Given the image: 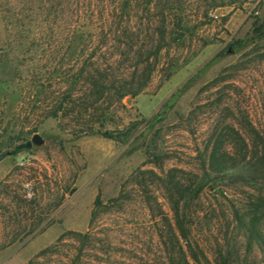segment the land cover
Here are the masks:
<instances>
[{
  "label": "rangeland",
  "instance_id": "rangeland-1",
  "mask_svg": "<svg viewBox=\"0 0 264 264\" xmlns=\"http://www.w3.org/2000/svg\"><path fill=\"white\" fill-rule=\"evenodd\" d=\"M38 6L0 0V264H264V183L195 193L216 138L264 153V0H129L109 42ZM98 64L102 95L81 78Z\"/></svg>",
  "mask_w": 264,
  "mask_h": 264
},
{
  "label": "trees",
  "instance_id": "trees-1",
  "mask_svg": "<svg viewBox=\"0 0 264 264\" xmlns=\"http://www.w3.org/2000/svg\"><path fill=\"white\" fill-rule=\"evenodd\" d=\"M39 2V6L37 8L38 12L42 11L41 14L45 15L47 22H50L51 19L54 22L58 20H62L61 24H64L66 28V34L68 39L81 37L92 40L91 38H97L104 42H109L110 38L119 33L122 35V31L118 32L115 24H123L125 23V18L129 15V0H124L123 5H112L110 0H37ZM120 20V21H119ZM166 21V20H164ZM54 31V30H53ZM254 33L256 37L261 40L264 38V20H258L255 22ZM164 33L162 32V35ZM163 40H165V36L163 35ZM160 48H163L162 46ZM159 48V50H160ZM150 60H148L149 62ZM96 66V70H92L95 73L90 72H82L81 78H86V81H90L92 85V89L98 90L99 94L102 95L110 83L111 78L109 74H107L106 70L102 68L100 64ZM154 64L150 62L148 64V70L144 73V83L143 85L135 90L134 92H122L118 97L119 99L124 98L127 94H132L133 96L140 93L149 83ZM81 82V81H80ZM78 82V83H80ZM73 93H69L68 98L72 99ZM65 99V98H64ZM67 99V98H66ZM63 109V103L60 104L58 109L55 110L54 116L56 117L60 111ZM105 136L109 135L108 133H104ZM243 143V150L235 156V154L227 151L224 148V142L222 137L216 138L213 147L211 149V153L208 159V167L209 170L205 171L203 177L201 178L199 184L197 185V189L195 191L196 194L200 193L206 186V184L210 181L215 180H234L238 182H242L248 185H255L257 183H264V153H256L254 156H250L248 153L249 145L247 141L242 138L240 139ZM27 145L22 144L17 147L16 154L26 149ZM237 156L242 157V161H252L253 164L250 166H245L238 164ZM251 164V162H250ZM174 180V178H173ZM172 181L171 184L174 190L177 191V194L183 197L184 194H188L192 192V186L186 187L180 183H174ZM101 202H96V206L99 207ZM176 205V213L178 216V220L180 217L179 214V201L175 203ZM94 218L96 213L94 212ZM94 220V219H93ZM181 223V222H180ZM180 236L182 238L187 239V234L183 229V225L180 224ZM76 239L83 240V243L93 242L94 236L92 232H88L86 234L75 233L72 234ZM179 241V240H178ZM85 247H87L85 245ZM85 249V248H83ZM83 249H80V255L83 253ZM48 251L43 252L41 255L47 254ZM183 263L190 264L187 257L183 255ZM79 259V258H78Z\"/></svg>",
  "mask_w": 264,
  "mask_h": 264
},
{
  "label": "water",
  "instance_id": "water-1",
  "mask_svg": "<svg viewBox=\"0 0 264 264\" xmlns=\"http://www.w3.org/2000/svg\"><path fill=\"white\" fill-rule=\"evenodd\" d=\"M44 144V140L42 139V137L39 134H36L32 140L27 142V148L31 149L34 145L35 146H41Z\"/></svg>",
  "mask_w": 264,
  "mask_h": 264
},
{
  "label": "built area",
  "instance_id": "built-area-1",
  "mask_svg": "<svg viewBox=\"0 0 264 264\" xmlns=\"http://www.w3.org/2000/svg\"><path fill=\"white\" fill-rule=\"evenodd\" d=\"M28 197L29 198H33V196H34V193L29 189V191H28Z\"/></svg>",
  "mask_w": 264,
  "mask_h": 264
}]
</instances>
